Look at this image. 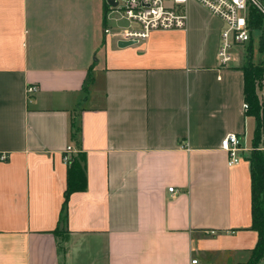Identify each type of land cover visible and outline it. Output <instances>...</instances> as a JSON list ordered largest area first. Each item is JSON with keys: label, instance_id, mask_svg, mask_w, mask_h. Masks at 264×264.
<instances>
[{"label": "crops", "instance_id": "obj_1", "mask_svg": "<svg viewBox=\"0 0 264 264\" xmlns=\"http://www.w3.org/2000/svg\"><path fill=\"white\" fill-rule=\"evenodd\" d=\"M187 5L185 29L119 47L127 22L105 0H0V264L249 260L248 43L220 64L223 21ZM250 44L263 64L259 39ZM29 85L38 87L31 95ZM256 94L264 108V80ZM72 122L85 188L69 195L59 221L64 151L79 150ZM227 133L243 148L231 166Z\"/></svg>", "mask_w": 264, "mask_h": 264}, {"label": "built area", "instance_id": "obj_2", "mask_svg": "<svg viewBox=\"0 0 264 264\" xmlns=\"http://www.w3.org/2000/svg\"><path fill=\"white\" fill-rule=\"evenodd\" d=\"M109 12L117 19L127 22L122 28L120 39L135 42L146 39L154 30L185 29L187 24L186 5L194 1L205 7L212 15L224 23L220 33L217 59L226 65L233 59V49L247 44L254 31L253 14L264 18V0H105ZM105 33L108 29H104ZM37 85H29L27 94L37 91ZM247 109V104H243ZM221 147L227 153V164L235 165L241 159L243 150L235 133H227L221 140ZM258 149L264 150V133L261 135ZM75 149L68 145L64 151V160L68 162ZM173 191V187H169ZM195 263V260H192Z\"/></svg>", "mask_w": 264, "mask_h": 264}, {"label": "trees", "instance_id": "obj_3", "mask_svg": "<svg viewBox=\"0 0 264 264\" xmlns=\"http://www.w3.org/2000/svg\"><path fill=\"white\" fill-rule=\"evenodd\" d=\"M255 30H259V50L264 52V18L259 14H253ZM247 46V60L241 69L243 71V95L247 104L245 114L253 116L256 126L252 138V150L249 156L251 177V228L257 232L256 243L251 250L249 260L242 264H258L264 256V151L257 148L261 129L264 127V108L256 94V87L264 80V63L256 64L252 61L251 42ZM80 129L75 123H71L70 138L79 149L75 155H71L67 162V184L63 193L60 220L65 219L64 211L69 195L85 188V155L80 151ZM61 232V230H55Z\"/></svg>", "mask_w": 264, "mask_h": 264}, {"label": "rangeland", "instance_id": "obj_4", "mask_svg": "<svg viewBox=\"0 0 264 264\" xmlns=\"http://www.w3.org/2000/svg\"><path fill=\"white\" fill-rule=\"evenodd\" d=\"M190 2V1H189ZM190 6L189 5H186V11H190ZM258 39H259V33H255V34H253V45L254 46H256L257 45V43H258ZM241 48H242V46H237V47H235V49H233V50H238V51H241ZM232 50V51H233Z\"/></svg>", "mask_w": 264, "mask_h": 264}, {"label": "water", "instance_id": "obj_5", "mask_svg": "<svg viewBox=\"0 0 264 264\" xmlns=\"http://www.w3.org/2000/svg\"><path fill=\"white\" fill-rule=\"evenodd\" d=\"M107 2L109 4H111V5H115V3L112 0H108ZM133 43H135V41H132V40H122V39H120V40L117 41V45L119 47L127 46V45H130V44H133Z\"/></svg>", "mask_w": 264, "mask_h": 264}]
</instances>
